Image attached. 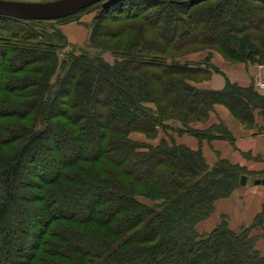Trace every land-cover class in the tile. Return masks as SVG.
I'll list each match as a JSON object with an SVG mask.
<instances>
[{
    "label": "trees",
    "instance_id": "trees-1",
    "mask_svg": "<svg viewBox=\"0 0 264 264\" xmlns=\"http://www.w3.org/2000/svg\"><path fill=\"white\" fill-rule=\"evenodd\" d=\"M239 3L248 7L232 14ZM119 4L126 9L113 10ZM119 4L102 14L101 6L87 47L63 62L61 31L0 16V264H264V204L240 231L224 216L198 233L240 186V166H210L201 149L166 139L130 138L155 140L170 121L207 123L216 105L255 123L251 91L230 81L199 89L206 70L180 57L228 53L230 43L240 63L264 55L245 27L255 12L264 36V0ZM227 132L192 134L232 141Z\"/></svg>",
    "mask_w": 264,
    "mask_h": 264
},
{
    "label": "rangeland",
    "instance_id": "rangeland-1",
    "mask_svg": "<svg viewBox=\"0 0 264 264\" xmlns=\"http://www.w3.org/2000/svg\"><path fill=\"white\" fill-rule=\"evenodd\" d=\"M11 1L52 2V1H57V0H11ZM101 6H102L101 4H96V5L88 8V9L83 10V12L77 16L74 15V16H71V17H68L65 19L47 21L46 27L48 28V30L50 32L54 31V30H58V31H61L66 36L65 31H70V33H73V35H75V37L79 40V42L77 44H75V43L73 44L72 42L69 41L68 37L66 36V38L69 42V46L59 50V58H60L61 62L65 61L71 53L76 52L77 54H79L81 50H83L87 47V45L89 43L90 36H91V32H92V26L95 24V21H96L95 18L99 14V12L101 10ZM120 7H122L121 9H123V8L126 9L125 8L126 6H124L123 4H119L113 10H115L116 8L119 9ZM234 7L246 9L248 7V4L239 3V4L232 6L231 7L232 14L235 12ZM195 9H197V8H195ZM156 12H158V9L151 10L148 13H146L144 16H146L148 14L151 15V14L156 13ZM254 13L255 12H252V13H250V16H245V27L251 28L249 33L252 35L253 39L259 45H261V42L264 41V36L257 29V28H259L258 27L259 25L257 23H255L256 19L254 18V15H255ZM236 14H238V13H236ZM241 14H239V16L240 15L244 16L243 13H241ZM236 17H238V15ZM152 22H154V21L152 20ZM130 35L131 34H126L124 38L126 40H128ZM114 41L116 42V40H114ZM228 48H229L228 53H224V52L220 51L218 48L200 50L198 52H192V53H189L185 56L180 57V61H182V62L186 61V62H190L193 64L202 65L203 68L206 70V73H207L206 76L202 77V81H201L202 83L208 81L214 74H217V75H219V74L220 75H223V74L224 75H228V74H234L235 75L236 74V75H238V74H241V69H242V73H243V69L245 67H251V66H255V65L256 66H261V65L264 66V55L251 56L250 59L245 58L246 63H240L238 61H235L232 58V56L238 54L234 45L230 43V44H228ZM171 53L173 54V52H171ZM178 54H180V53H178ZM104 57L106 60H108L111 63L114 61V57H113L111 52H106L104 54ZM256 66H255V68H256ZM221 68H223L225 70V72L222 71ZM59 73H61V70L59 71ZM262 73L263 72L261 70H259V71L256 70L254 73L255 76L253 77L252 82H250L247 86H245V83H242L243 80H242V82L237 83V82H233L232 80H230V78H227V82L230 81V82L236 84L237 86H239L243 89L251 91V93H249V94H251L249 97H250V99H252L251 100L252 106L254 108L256 107L254 110V114H259V116L261 118L262 117L264 118V108H263L264 102L257 100V99H259L258 98L259 96L264 97V88L262 86H260L262 83H264V75ZM54 81H56L55 78H54ZM256 95H257V99L254 97ZM149 107H152V109H155L154 105H149ZM214 111H215V109H214ZM217 116L220 117L218 114H217ZM144 122H147V121H144ZM144 122L142 123V126L146 125V123H144ZM198 124H205V125H198ZM239 124H241L242 129L246 127L245 123H243V122H240ZM250 126H252V125H250ZM229 127L225 124L224 121L220 120L219 123L217 122V124H214L213 126H210L206 123H197V124L190 125L187 129V128H185V126H183L179 122L170 121V122L165 123L164 126L159 129V136L155 140H149L145 136V134H143L142 132H134L130 135V138L134 142H136L140 145H153V146H155V145L160 143L161 139H166L169 142H174V143H178V144H182L183 143L182 141L188 140V141H190L191 144H194L195 141L198 140V138L192 134L194 131H199V132H203V131H228L227 133L233 139L232 141L231 140H228V141L231 143H234L235 139H234L233 135L231 134V132H229V131H239V129H238V127H235L234 125H231V124ZM180 131H182V132L192 131V133H189V132L181 133ZM200 141L203 144L209 145V144H212L210 142H213L214 140L202 139ZM202 153H203V151H202ZM212 153L213 152L208 151V155L210 157H213L212 160L215 161V164L219 160H222V159L216 160V157ZM223 160H226V159H223ZM242 170L245 173V175L248 177V181H247L248 186L247 185L241 186V184H240V186L233 192V193H235V192L239 193L236 196V198L234 199V202H230V204H229V208H231L233 211H234V209L235 210L240 209V211H243V208H242V205H243L242 202L244 201L242 199L243 195H245V196L247 195V192H248L247 189L252 188L254 186V183L256 180H258V179L263 180L264 179V174H259V173H256L255 171H249L248 168H242ZM233 193H232V195H233ZM239 197H241V198H239ZM138 199L141 202H143L147 205H150V206L158 204V203H153L151 201H148V200H145L142 198H138ZM234 203H236V205H233ZM223 217H221V220ZM209 219L200 223V225L198 226V233L201 236H204V235L210 233L215 227L218 226L217 222H221V220H218L217 218H214L212 220H209ZM215 219H216V222H215ZM231 227L236 231L241 230V228L239 226L235 227V226L231 225ZM243 228H245V227H243ZM258 248L263 250V241H260L258 243Z\"/></svg>",
    "mask_w": 264,
    "mask_h": 264
},
{
    "label": "crops",
    "instance_id": "crops-1",
    "mask_svg": "<svg viewBox=\"0 0 264 264\" xmlns=\"http://www.w3.org/2000/svg\"><path fill=\"white\" fill-rule=\"evenodd\" d=\"M65 34L69 41L73 44H77L79 42L75 35L70 33V31H65ZM255 66L245 67L243 69V73L241 69V74L238 75L214 74L208 81L196 84V87L202 90H221L226 86L227 78H230V80L237 83H240L243 80L242 83H245V86H247L250 82H252L256 70H261L263 72L262 74L264 75V66H256L257 69ZM221 70L225 72L223 68H221ZM217 114L220 117H218ZM254 115L255 123L252 126H250L248 123H245L247 128L245 127L242 129L241 124H239L241 121L237 120L227 107L223 105H216L215 111L211 113L210 119L206 124L213 126L214 124H217V122L219 123L221 120L224 121L228 127L230 124L238 127L239 131H229L235 139L234 143L223 139H213L214 141L210 142L212 144L209 145L203 144L199 139L196 140L194 144H191L188 140H184L182 141L183 143H181L193 150L201 149L205 159L207 160V163L210 166H213L215 161L212 160L213 157L208 155V151L213 152L212 154H214L216 160L226 159L234 165H238L242 168H248L249 171H255L256 173L264 174V118H261L259 114ZM247 190V195H243L242 198L244 200L242 202L243 211H240V209L235 210L234 208L233 211L231 208H229L230 202H234V199L239 194L238 192H235L231 197L219 200L217 202L215 211L209 220L214 218L221 220V217L226 216L231 229H233L231 225L235 227L239 226L240 228L250 226L255 217L262 210L264 204V185H256L254 183V186L252 188H248ZM233 205H236V203ZM217 223L219 224L220 222Z\"/></svg>",
    "mask_w": 264,
    "mask_h": 264
},
{
    "label": "water",
    "instance_id": "water-1",
    "mask_svg": "<svg viewBox=\"0 0 264 264\" xmlns=\"http://www.w3.org/2000/svg\"><path fill=\"white\" fill-rule=\"evenodd\" d=\"M127 0H57L52 2H22L0 0V16L20 21H53L65 19L78 14L96 4L102 5L101 14L113 5ZM248 177L243 175L241 186H246ZM264 185V179L255 181Z\"/></svg>",
    "mask_w": 264,
    "mask_h": 264
},
{
    "label": "built area",
    "instance_id": "built-area-1",
    "mask_svg": "<svg viewBox=\"0 0 264 264\" xmlns=\"http://www.w3.org/2000/svg\"><path fill=\"white\" fill-rule=\"evenodd\" d=\"M260 86H262L264 88V83H262Z\"/></svg>",
    "mask_w": 264,
    "mask_h": 264
}]
</instances>
